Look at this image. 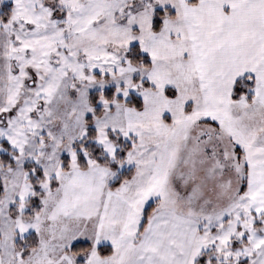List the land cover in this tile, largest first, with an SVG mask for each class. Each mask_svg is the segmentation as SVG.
<instances>
[{
  "label": "snow or ice",
  "instance_id": "snow-or-ice-1",
  "mask_svg": "<svg viewBox=\"0 0 264 264\" xmlns=\"http://www.w3.org/2000/svg\"><path fill=\"white\" fill-rule=\"evenodd\" d=\"M0 264H264V0H0Z\"/></svg>",
  "mask_w": 264,
  "mask_h": 264
}]
</instances>
